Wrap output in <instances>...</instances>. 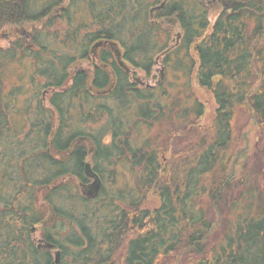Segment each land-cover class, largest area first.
Masks as SVG:
<instances>
[{
  "label": "trees",
  "instance_id": "1",
  "mask_svg": "<svg viewBox=\"0 0 264 264\" xmlns=\"http://www.w3.org/2000/svg\"><path fill=\"white\" fill-rule=\"evenodd\" d=\"M28 3L0 0V27L54 12L67 26L59 42L68 50L58 70L46 48L50 35L34 37L43 50L28 54L29 77L35 89L51 88V107L36 94L27 99L19 108L28 115L26 133L6 122L15 116L20 88L0 94V264L53 262L55 252L39 247L33 226L61 250V264H264V0H55L40 13ZM117 51L125 66L147 72L163 56L167 69L172 64L183 73L188 105L176 98L169 108L163 85L139 88ZM17 52L0 51V61H15ZM84 61L94 65L93 76L81 70L72 88L57 92L68 66ZM196 89L217 102L213 125L194 153L164 164L167 148L148 131L170 121L177 138L181 125L200 122L205 106ZM240 111L256 136L241 133L244 146L236 129ZM86 136L87 158L103 181L95 199L78 191L87 181ZM125 170L134 179L119 185ZM150 194L159 198L157 207H146Z\"/></svg>",
  "mask_w": 264,
  "mask_h": 264
},
{
  "label": "rangeland",
  "instance_id": "2",
  "mask_svg": "<svg viewBox=\"0 0 264 264\" xmlns=\"http://www.w3.org/2000/svg\"><path fill=\"white\" fill-rule=\"evenodd\" d=\"M51 1H55V0H35L31 1L32 4L36 5L38 7L37 10H35L36 6L33 7L32 12L33 13H40L43 11L44 6L46 4H48ZM68 3L70 2V0H66ZM80 7H82V4L80 5ZM82 11L79 10L78 11V16H81ZM83 12H85V9L83 8ZM87 15V14H86ZM84 15V16H86ZM48 18H43L40 19L39 21H34V22H23L21 24H15V25H19V31L16 30L15 25L14 24H5L2 27H0V48L1 50H5L8 49L9 47H16L14 46L13 40L16 38H20L23 36V32L21 31V29L26 30V32H29L31 34V36H26L24 37L25 42L21 45V47H18V54L19 56L17 57V59L15 61H11L9 62V60H1L0 61V74L2 75L3 80L1 81V85H0V94L4 97L8 96L9 91H14V89H18L20 88L19 91H21L23 94L18 96L17 98H15V102H14V107L17 110L16 112H12V115L15 117H11V120H7L6 122L10 125H12L13 127L16 128L15 131L17 132H22V134L26 133L28 131V127L25 125L26 121L28 120L27 117L28 115L24 112V110H19L20 107L25 106L26 107V101L27 99H30L29 101L31 102V95L36 94L38 97H42V93L44 91V89H35L34 86H32L27 78V76L24 77L21 76L22 73L25 70V66L26 65H30L31 68V64L34 63V59L31 55H26L22 58H20V55H22V53L24 52L22 48H26L27 46L30 47L29 49H31L32 52H40L42 50V46L37 43L35 41V33H38L39 31H45L46 30V36L50 35L48 37H51L50 40H48V43H50L52 46L54 47H58L61 45V48L64 49L66 48V44L63 43L61 44L59 41H61V39L64 37V31L65 29H67V26L63 25V23L58 19V16L55 15L54 12H52L50 15H46ZM57 19L55 21V23L53 24V26H51L48 29H45L44 26H46L49 18H54ZM17 28V29H18ZM16 36V37H15ZM53 37H55V39L53 40ZM27 45H26V44ZM64 47V48H63ZM60 49V48H57ZM67 49V48H66ZM68 50V49H67ZM23 51V52H22ZM27 53V51H26ZM179 56L173 55L172 56V60L173 62L177 61ZM183 57V55L180 56V58ZM1 64H3V66H1ZM172 65V64H171ZM168 67V69L166 70V79L163 83L164 90L169 92L168 95H170L167 98V101L164 98L162 99V101L165 102V104L170 108L171 104L173 103L172 100L174 99H180L182 100V102L185 105H188V99H189V91L188 89L186 90V87L184 86L183 83H185L186 79L183 76V73H181V70L176 71L177 74H175V72H173L174 70V66L173 67ZM2 67V68H1ZM158 69H161V67L159 66ZM27 72L29 73L30 70H27ZM179 74V78L180 80H175L176 76ZM175 78V79H174ZM40 82V80H39ZM48 89V88H47ZM46 90V89H45ZM51 92V91H50ZM50 92L47 91L48 95L46 97V99H44L43 101L45 102V104L48 106L50 104ZM196 97H198V100H200L201 102H203L204 106H205V115L204 117L200 120V122H196V121H192L194 124L193 126H185V125H181L179 128L180 132V136L174 137L175 135H173L172 133V122L168 121V127H167V122L164 121L162 123H156L155 126L151 129V131H148V136H151V138H155V142L156 144L159 145H163L166 146L167 150L165 149L164 152H162L163 155V163L169 165L171 163V159H174V163L181 158L185 157L186 152L188 150V153H190L189 151H192L191 153H194L198 148L196 147L197 145L201 144L202 139L207 135L208 131L211 129V126L213 125V120L216 116V109H217V102L215 101L214 96L212 95V93H209L206 90H201V89H196L194 91ZM179 95V96H178ZM193 98V97H192ZM37 100H34L32 103H35ZM12 104V103H11ZM11 106V105H10ZM2 108H4V104L1 106ZM19 110V112H18ZM7 111V110H6ZM9 111L5 112L8 113ZM240 116V119L238 120L237 124H236V129L240 130L238 131V135L241 136L242 134H248V137L251 139V141H254V139L256 138L255 136V129L252 126H247L249 124V122H251V118L249 117V115H247L245 112H237ZM173 118H176L177 120V116L172 115ZM26 119V120H25ZM182 120H184L182 118ZM185 122V121H184ZM183 122V123H184ZM247 124V125H246ZM243 129V130H242ZM250 131V132H247ZM178 132H176V134H178ZM206 133V134H205ZM245 139L241 137L238 138V145L240 144V146H244L245 144ZM3 150L6 149V147L8 148V144L7 143H3ZM190 153V154H191ZM180 156V157H179ZM178 157V158H177ZM21 165V164H20ZM18 164V167L16 170H21V166ZM123 180L118 179L119 181V185H124V182H130L132 181V179H134V177L132 178V174L129 173L127 170H125V174H123ZM258 177L261 175V173H257L256 174ZM112 178L111 176H108L107 178V182H110L111 180L114 179H109ZM259 183L263 189V185H264V176L261 175L259 177ZM92 181V180H91ZM79 186V185H78ZM79 193L82 194L81 188L79 186L78 188ZM42 194H39L37 197V201H43V197H41ZM41 203V202H40ZM60 204V202H58ZM160 204V200L158 197H156L155 195H149V199L147 201L146 207L149 208H154L157 207ZM205 206L208 207V203L205 204ZM214 215V213H213ZM230 219L234 220L233 218H235L236 213H232L229 216V210L227 211L226 214ZM39 228V227H38ZM37 229V228H36ZM35 238L36 237H41V233H40V229H37L36 233H35ZM37 242V240H36Z\"/></svg>",
  "mask_w": 264,
  "mask_h": 264
},
{
  "label": "flooded vegetation",
  "instance_id": "3",
  "mask_svg": "<svg viewBox=\"0 0 264 264\" xmlns=\"http://www.w3.org/2000/svg\"><path fill=\"white\" fill-rule=\"evenodd\" d=\"M27 1H29V3H28V6H30V10L32 11V9H33V7L34 6H36V5H34V4H32L31 3V1H34L35 2V0H27ZM215 1V0H214ZM162 2V1H161ZM160 4V3H159ZM158 4V5H159ZM38 9V7L36 6V8H35V10H37ZM34 10V9H33ZM157 21H161V20H157ZM21 23H23V22H21ZM20 22L19 23H14V22H10V24H21ZM9 24V23H8ZM161 24L162 23H160V25L159 26H161ZM5 25V24H4ZM158 25V24H157ZM163 25V24H162ZM19 25L17 26V25H15V28H16V30L17 31H19ZM18 28V29H17ZM21 31L23 32V36L22 37H20V38H16V39H14L13 40V43H14V46H16V47H9L8 49H11V48H15V50H17L18 51V47H21V45L25 42V39H24V37H26V36H31V34L29 33V32H26V30H23V29H21ZM36 35L38 34V33H35ZM36 35H34L35 37H36ZM40 35V34H39ZM33 36V35H32ZM31 36V37H32ZM16 37V36H15ZM180 37H181V35L180 34H178L177 35V37L175 38V42H179L178 40H180ZM33 38V37H32ZM35 41H36V39H35ZM26 44V43H25ZM27 45V44H26ZM0 48H2V47H0ZM30 47H26V48H22L23 49V51H24V49H27L28 51H31V49H29ZM46 48H51L52 49V56L53 57H51L53 60H54V62H55V65H56V67L58 68V70H62L63 69V67H65L64 66V62H60V56H61V51H67V49L66 48H64V49H62L61 48V46H58V47H54V46H52V47H46ZM57 48H60V49H57ZM8 49H5V50H1L0 49V51H1V53H5V52H8ZM42 50H43V48H42ZM42 50L40 51V52H42ZM18 53V52H17ZM29 53H33L32 51L31 52H27L26 53V55L27 54H29ZM95 55L96 54H94V55H92L93 56V58L95 57ZM61 59H63V58H61ZM95 63H99L98 61L97 62H95ZM118 64H119V66H121V68H123L124 66L121 64V63H119L118 62ZM1 66H3V64H1ZM92 66H94L93 64H90V62L89 61H84V62H75V63H73V64H71L70 66H68V77H66V78H64V83H63V88H60V89H56L57 90V92H59V93H65V91L67 90L68 91V88H72V86H73V84L75 83V81H76V78L75 77H77V75L79 74V72L81 71V70H87V71H89L90 72V74H89V76L90 77H92L93 76V71H92V69H93V67ZM161 67V69H158V67ZM135 66L133 65V66H127L126 65V72L128 73V76H130V78L133 80V81H135V79L136 78H139L141 81H143L144 82V84H142L140 81H137V83H138V87L139 88H142V87H145V88H147V89H156L157 87H159V86H162L163 85V83L164 82H158L159 80H160V78H161V75L165 72L166 73V70H167V67H166V65L163 63V56H161L160 57V59L157 61V59L155 60V62L153 63V66H152V71L151 72H147V71H144L143 69H137V68H134ZM2 68V67H1ZM32 69V68H31ZM31 69H30V65H26L25 66V72L22 74V75H25V76H27V78H28V80H29V82H30V84H31V80H30V74L32 73L31 72ZM27 70H30V72L28 73L27 72ZM164 73V74H165ZM163 74V75H164ZM24 76V77H25ZM3 80V78H2V75L0 74V83H1V81ZM147 84H149V85H151L150 87L149 86H147ZM1 85V84H0ZM67 89H66V88ZM51 88H48V89H44V91H43V93H42V99L44 100V99H46V97H47V95H48V93H47V91L48 92H50L51 90H50ZM92 89V88H91ZM53 90V93L55 92L54 91V89H52ZM66 91V92H67ZM96 95H98V94H100V93H95ZM42 100V101H43ZM43 104L46 106V107H51V104H49L48 106L45 104V102L43 101ZM80 106V105H79ZM81 107V106H80ZM51 109H53V108H51ZM7 112V111H6ZM54 114L55 115H57V112H54ZM82 139L83 140H86V141H88L87 142V155L85 156V162H91V164H92V161L90 160V159H88L87 157H89V156H91V154L90 153H92L91 151H92V149H91V142L89 141V138L86 136V137H82ZM85 141V142H86ZM72 146V145H71ZM73 148H74V145H73ZM85 162H83L84 164H85ZM85 166V165H84ZM92 166H93V164H92ZM94 169V168H93ZM97 173V172H96ZM99 174V173H98ZM86 176V175H85ZM100 176V175H99ZM86 178H87V181H86V183H82V185L81 184H79L80 185V188H81V191H82V194L85 196V194L83 193V190H84V188H83V184H89V183H91L92 181H91V179H89L87 176H86ZM86 197V196H85ZM87 198V197H86ZM89 199V198H88ZM40 247V246H39ZM42 248H44V247H42ZM52 250L54 251V252H56L57 251V248H52ZM63 260V259H62ZM62 260H61V263H62ZM54 261V260H53ZM53 263V262H52ZM51 263V264H52ZM60 263V264H61Z\"/></svg>",
  "mask_w": 264,
  "mask_h": 264
},
{
  "label": "water",
  "instance_id": "4",
  "mask_svg": "<svg viewBox=\"0 0 264 264\" xmlns=\"http://www.w3.org/2000/svg\"><path fill=\"white\" fill-rule=\"evenodd\" d=\"M153 12V9L152 11ZM102 44H104V41H100L98 42L95 46L96 48H99L100 46H102ZM121 53L119 51H117V55H118V58L120 60V63L124 66H125V63L123 62V60H121ZM160 59V57L158 58V60ZM157 60V61H158ZM164 78V75L162 74L161 75V78L158 82H161ZM137 81H140L142 84H144L143 81H141L139 78L136 79ZM145 85V84H144ZM147 86H151L149 84H147ZM84 173L85 175L92 180L91 183L89 184H83V193L85 194V196L89 199H94V198H97L99 196V193L101 192V189H102V186H103V181L101 179V177L99 176L98 173H95V170L93 169V166L91 164V162H85V166H84ZM32 233L33 235H35L37 229H36V226H33L32 228ZM35 239L38 240V243H39V246L40 247H46V248H49V249H52V248H55V245L53 243H50V242H47V240H44L42 238H38L36 237ZM62 258V252L61 250H58L56 251L55 253V259H53V263L52 264H60L61 263V259Z\"/></svg>",
  "mask_w": 264,
  "mask_h": 264
}]
</instances>
